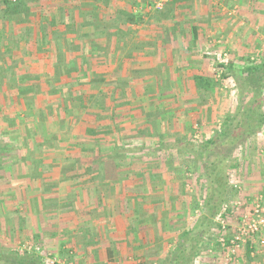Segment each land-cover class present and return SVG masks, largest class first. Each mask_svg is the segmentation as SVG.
Masks as SVG:
<instances>
[{"label": "crops", "instance_id": "1", "mask_svg": "<svg viewBox=\"0 0 264 264\" xmlns=\"http://www.w3.org/2000/svg\"><path fill=\"white\" fill-rule=\"evenodd\" d=\"M2 1L0 146H4L6 152L0 155V209L4 214L5 210H14L11 203L17 196L21 214L32 212L33 215L32 221H23V226L29 227L21 237L20 229L17 238L12 231H8L9 236L15 242L19 239L18 243L34 242L49 255H54L50 248L57 244L65 252L59 256H65L72 264H117L116 258L123 257L134 259L130 264H140L145 258L155 257L150 253L155 247L152 242H156L152 226H175L176 219H163V223V217H150V211L160 207L164 211H179L184 204H189L178 190L179 186L187 187L188 181L179 170L171 168V163L175 162L171 156L159 157L148 148L140 147V151L133 153L136 158L133 155L132 161L123 151H115L114 141L123 138L120 143L124 144L129 130L117 122L123 123L121 121L130 116L115 117V122L100 125L98 113L122 110V114H133L140 121H131L135 124L130 129L137 133L153 130L156 141L168 147L173 145L163 140L169 131L165 129L163 134V128L168 123L175 121L177 126L170 125V130L174 128L183 134L190 127L196 128L195 119L202 126L210 124L212 110L200 104L205 93L196 91L192 81L193 76L200 75L187 76L188 87L193 90L183 89L185 79H180L181 85L175 90L170 89L172 86L161 90L157 89L158 73L150 77L149 84L144 81L149 76L146 73L151 67L164 65L158 69L163 70L158 78L173 82L165 55L174 51L179 39H185L182 56L185 60L190 58L203 46L205 32L202 29H237L256 23L264 29V0H185L172 11L169 0L162 11L153 9L156 0H24L27 12L14 16L4 13ZM226 1L229 5L234 1L235 5L225 8ZM237 10L244 18L240 15V19H232ZM123 14L133 16V23H127ZM51 29L56 30L46 45L42 32L49 33ZM193 31L196 40L192 38ZM129 42L134 49L127 47ZM193 54L191 56L196 53ZM126 65L149 69L137 71L135 78L138 79L131 80L132 69H126ZM60 66L68 70L62 73ZM187 67L192 68L190 64ZM45 71H51L54 77L51 81L61 82L64 77L68 84L65 97L55 84L49 87L48 100H53L54 105L48 108L43 104ZM110 82H114V87L110 92L111 100H107L100 91ZM82 87H86L85 91ZM179 98L184 99L183 106L178 104ZM125 99L130 105L125 104ZM74 102L76 109L71 108ZM93 106L100 108L98 113H93ZM68 107L86 114L92 111L97 119L93 127L92 121L79 127L84 147L80 145L76 149L74 146V155L65 154L62 158L38 156L35 143L43 142L38 129L45 127L46 119H51L53 125L60 122V114H68ZM140 122L142 124L137 126ZM4 134L7 135L5 140L2 139ZM258 134L260 140L250 150L264 162V128ZM185 139L183 136L174 140L175 145ZM9 144L21 149V153H12L7 147ZM141 144L146 146L147 143H133V147ZM124 159L128 161L127 171L120 170V164L116 165V161ZM64 160L69 161L68 165L62 166ZM76 161L85 163L84 168L76 169ZM147 163L156 164L155 169L151 170ZM253 196L252 193L245 195V208L251 206ZM250 200L252 202L247 204ZM258 238L252 239L244 249L248 264L257 256L254 249ZM260 238H264V232ZM241 253L234 260L237 264ZM204 261L215 264L216 259L209 256Z\"/></svg>", "mask_w": 264, "mask_h": 264}, {"label": "rangeland", "instance_id": "2", "mask_svg": "<svg viewBox=\"0 0 264 264\" xmlns=\"http://www.w3.org/2000/svg\"><path fill=\"white\" fill-rule=\"evenodd\" d=\"M229 1V0H228ZM226 1L223 6L225 8H232L235 3L233 1L229 2ZM204 3V2H203ZM229 5V6H228ZM238 8L240 7L239 4H237ZM234 18H244V14L242 12H239L237 10V13L234 14ZM241 15V16H240ZM228 19V18H227ZM236 27V26H235ZM241 27V26H240ZM238 27L237 29H202V32H205L204 35V42L203 46H201L200 49H198L197 52H199V55H197L196 50L193 53H196L195 56L193 53L190 55V58L187 60L184 59L182 56V46H185L187 40H181L179 39L178 45L176 48H174V51L167 52V55H165L168 59V64L172 70V75L174 77V81L171 83H166L165 80H161L158 78V74L161 73L163 70H158L159 68H164V65L158 66V67H151V70L146 73L148 74V77H145L146 80L145 83H148L151 76H154L157 74V89L166 90L170 89L175 90L177 86L181 85L180 79L184 80V87L183 89L187 90L188 87V80L187 76H192L194 74L203 76L204 78H214L218 79L215 74V69L217 68L218 63H222V61L226 62L227 60H231L233 62V69L234 71H239L241 68L247 63V59L249 60H258L264 53V29L260 27L257 23L255 25H245L243 27ZM167 31V30H166ZM167 34V33H166ZM131 42V41H130ZM126 43L127 47H131L134 49L133 43ZM130 48V50H131ZM190 64V66L193 68L187 67ZM47 68V67H46ZM132 69L130 73V78H135V74L137 71H140L141 69H149V67H140V66H131L126 65V69ZM136 68V71H135ZM46 72V71H45ZM51 71H47L45 73L44 79H46L45 83L43 82V85L46 84V87L44 90V98H43V104L46 108L50 107V105H54L53 100H48V92L49 87H54L53 84H55L56 87H58V92L62 94L63 97L67 92L68 84L67 80H64L61 82H53L51 79L54 77L50 74ZM113 75V72H112ZM119 74H116L115 76H118ZM110 77V76H108ZM43 79V77H40V80ZM138 79V78H135ZM135 82V81H134ZM156 82V81H155ZM114 82H110L108 86L104 85V87L101 89L102 96H104L107 100H111L112 96H110V92H112V88L114 87ZM130 87L132 90L134 89L133 82H130ZM150 83V82H149ZM148 83V84H149ZM103 84V83H102ZM169 84V85H167ZM220 86H217L214 92L212 93H206L205 96L200 100V104L203 103L208 107L210 105L211 108V123L207 125L202 126V123L197 121L195 119L194 124H196L195 127H190L185 131V134L182 133V131H178L176 129L170 130L169 127L172 125L177 126V123L174 121L171 124H165L166 127L163 128V134L166 133V130L169 129L167 132V135L163 137V140L167 144H173L176 143L174 140H179L183 136H186L187 140L185 139L183 141H179L177 145L173 146L170 145L165 146L163 142H158L154 138L155 132L153 130L151 131H142L138 132L133 131L130 128L134 127V119L137 121V117L133 116V114L128 113H121L122 110H116L115 112L112 111V113H109V111H103L102 113H98L100 108H97V106H93V113H98V118L100 120V125L108 122L113 123L114 120H117L115 117H127L126 120H123L120 122H117L119 124H122V126H126V129H129L125 134V142L124 144H121L120 142L123 141V138L121 141H114L115 145L112 146L113 148L117 147L118 152H122V154L131 156V160L133 161V153H137V151H140V147L142 150L148 148L150 151L153 152V154L158 155L159 157H165V155L171 156L172 159H174L175 162L171 163V168L179 170V173L183 175V179L188 181V186L182 188L181 186H177L180 194L183 195L184 198L189 200V204H184L185 206L180 209L179 211L177 209H153L150 211L149 216L154 218H159V216L163 217L162 221L164 223L163 219H169L171 217H175V226L163 225H153V240H156V242H152V245L155 247L152 248V251L150 253H153L155 257L153 258H145L142 262L144 264H167L170 259L173 257V255L179 254V251H176V248L179 246L180 237L184 230L189 229L194 225V223L199 219L201 213V199L204 197L203 187L205 186V181L200 175L199 171V156L194 153V149L191 146L193 140H199L207 137L213 136L217 128L219 127L221 120L223 119V113L228 111L229 109H232L236 105L237 101V92L233 90L232 83L229 81L228 78L225 80H222ZM117 85V84H116ZM115 85V86H116ZM66 87V88H65ZM99 87V86H98ZM106 87V88H105ZM76 88V87H75ZM86 87H82V90L85 91ZM193 90L192 88H190ZM66 91V92H65ZM127 93L130 90L126 89ZM125 91V92H126ZM74 92V91H73ZM90 93H93V91H89ZM35 93V92H34ZM189 93V92H188ZM121 94V93H120ZM50 95V94H49ZM52 95V94H51ZM122 96V94H121ZM110 97V98H109ZM187 97V96H186ZM190 100V98L188 97ZM143 100V99H142ZM183 100L179 98L178 104L180 106H183ZM196 100V99H195ZM192 101V100H191ZM209 102L207 104L206 102ZM126 102L125 104L130 105L128 103L127 99L124 100ZM148 101L146 100V103ZM166 102V101H165ZM109 102L108 106L112 108V104ZM177 104V103H176ZM73 107L72 109H76V103H71ZM65 106V105H64ZM264 107V105H263ZM71 108L68 109V114H60L61 116L59 120L60 122H56L55 125L53 123L51 124V119H46L45 127H42L41 129H38L39 135L42 136L43 142L41 144L35 143V154L38 156L41 155V157L45 156L47 157L50 155H57V157L61 158L66 154H73V147L76 146V149L83 144L84 141L81 139L83 137L82 130L79 129V127L83 128V124L85 125L87 122H90L91 126H95L97 122H95L97 119L93 116L92 111L90 114H86L84 111H75ZM91 108V107H89ZM96 108V109H95ZM110 108L108 110H110ZM123 108V107H122ZM167 108V106H166ZM183 108V107H182ZM71 109V110H70ZM66 110V109H65ZM120 111V112H119ZM132 111V110H131ZM90 112V111H89ZM118 112V114H117ZM213 114V115H212ZM108 115V116H107ZM118 115V116H117ZM197 116V115H196ZM132 117V118H131ZM104 119V120H103ZM131 119V120H130ZM199 119V118H198ZM31 120V119H30ZM134 120V121H135ZM142 120V119H141ZM140 121V120H138ZM143 122V120H142ZM142 122L138 123L137 126H140ZM147 122V121H146ZM137 123V122H136ZM171 125V126H170ZM199 125V127H198ZM194 126V125H193ZM152 129V128H151ZM166 129V130H165ZM3 133V132H1ZM136 134V135H135ZM154 134V135H153ZM7 135H2V139L5 140ZM141 138V140H139ZM50 139V140H49ZM58 139V140H57ZM138 139V141H135ZM133 140V141H132ZM260 138H258L257 135L252 136L244 143V145L239 146L235 152L234 156L231 155L230 158L234 160L227 159L226 162H224V166L228 167L230 165L235 164V168L231 170L229 173V180L227 181L225 190H221V197L224 199L223 201H220V204L218 207L223 204L225 201L227 205H230L232 202H238L246 200L245 195H248L252 193L253 198H256L258 196L264 197V162L261 159V157L257 156L254 152H252V145H255L258 143ZM135 141V142H134ZM145 141L146 146H134L133 143L139 144ZM133 142V143H132ZM119 143L117 146L116 144ZM161 144V145H160ZM145 145V144H144ZM10 150H13L12 153L17 154L21 153V149H18L17 146H7ZM251 149V150H250ZM112 150V149H111ZM250 150V151H249ZM249 152V153H248ZM74 155V154H73ZM136 155H134V158ZM129 160V158H127ZM127 159L116 161L119 165V168L122 167L120 170L127 171L129 168L127 167ZM160 159V158H159ZM75 159H73L74 161ZM72 161V163H73ZM121 161V162H120ZM234 161V162H233ZM69 161L66 162L65 160L62 162V166L68 165ZM75 163V162H74ZM85 163H81L80 161H76L75 168L82 169L84 168ZM145 164V163H144ZM148 166L152 167L151 170H154L156 167V164L147 163ZM109 167V166H108ZM165 167V166H164ZM109 169V168H108ZM235 187H238L234 189ZM33 194V192H32ZM35 195V194H34ZM152 197H155V193L152 194ZM251 197V196H250ZM18 198L17 196L14 197L13 202L11 204L14 205V210H5L4 212L0 209V249L4 251H21L23 246L25 244H34V242H27V243H18L17 240L13 239V237L9 236L8 231H12L13 234H15V237L18 236L16 233L19 230V237L22 236L23 233H25V230L29 227L23 226L24 223H28L29 220L32 221L31 217H33L32 212L31 213H24L21 214L22 210L20 205L18 204ZM252 201L248 202L247 204H250ZM246 203V202H245ZM250 206V205H249ZM245 207H247L245 205ZM127 208H129L127 204ZM249 208V207H248ZM218 209V208H216ZM129 213L128 217L129 219L133 216ZM34 219V218H33ZM132 219V218H131ZM128 220V219H127ZM186 220V223H185ZM171 221V220H170ZM234 221V219H233ZM156 222V220H155ZM216 224L218 223L215 221ZM232 225L229 223V226L227 227V233L228 235L232 232ZM12 226V230L10 228ZM23 228V230H22ZM215 229V227H214ZM213 229V230H214ZM212 232H208L206 237L204 236L201 241H199L197 244L195 243L192 247V253L189 251L190 254L197 253V256L193 258L192 260H189L187 264H213L214 262H206L204 260L207 259V257H213L216 259L215 264H223V257L224 253L218 245L215 244L214 240L210 237L213 235ZM17 238V237H16ZM259 242L255 245V253L256 257L254 258V261H252L251 264H264V241H261L260 238ZM196 245V246H195ZM52 251H54V255H50L52 257L57 258L60 261V264H72L65 256L60 257L59 254L63 255L62 250L60 249L59 245L53 244L50 248ZM194 249V250H193ZM245 247L241 249L238 253H241L242 258L240 259L239 264H248L247 260H245ZM67 251V249H66ZM147 251V250H146ZM68 253V252H67ZM216 253H219L217 255ZM237 253V254H238ZM187 254V253H186ZM185 254V256H186ZM232 257V260L228 262V264H237L234 262L236 259V256ZM133 257V255H126ZM240 258V257H239ZM131 260L134 259H127L125 257L123 258H116L117 264H130ZM76 262V261H75ZM74 263V262H73ZM77 263V262H76ZM75 264V263H74ZM78 264V263H77ZM250 264V263H249Z\"/></svg>", "mask_w": 264, "mask_h": 264}, {"label": "trees", "instance_id": "3", "mask_svg": "<svg viewBox=\"0 0 264 264\" xmlns=\"http://www.w3.org/2000/svg\"><path fill=\"white\" fill-rule=\"evenodd\" d=\"M183 1L185 0H169L170 11ZM2 4L4 13L8 16L25 14L28 10L24 0H4ZM124 17H126L127 23H133V16L125 14ZM55 30L51 29L49 33L42 32L45 44L49 43V38ZM192 38L196 40L195 31H193ZM247 60V63L239 71H234L231 60L218 63L215 69L218 79H209L203 76H193L192 78L195 90L198 92L201 90L205 94L214 92L216 87L221 85V81L228 78L232 83L233 90L237 92V101L232 109L223 113L224 117L213 136L192 141L193 151L199 156L197 161H200L198 162L200 175L205 181V186L202 189L204 197L201 199L202 214L192 227L181 234L179 246L176 248L179 254L178 256L173 255L167 264H187L189 260L195 258L197 253L194 251V254L189 256V251L192 253V246L201 241L204 236L206 237L209 231H213L214 234L210 237L219 246L216 240L221 230L215 219L219 208L226 203L224 201L218 207L220 201L224 200L220 195V189L225 190L229 173L236 167L235 164L225 167L224 162L231 155L234 156V152L239 146L244 145L252 136L256 134L258 136V133L264 128V53L258 60ZM60 68L62 73L65 72V66H60ZM206 103L209 104L208 101ZM209 110L211 111V109ZM5 152L6 148L0 146V155ZM230 160L234 159L230 158ZM221 219L228 221L230 216L222 215ZM36 246L43 252V256L48 254L38 244ZM43 256L35 252L4 251L1 249L0 264H44Z\"/></svg>", "mask_w": 264, "mask_h": 264}, {"label": "built area", "instance_id": "4", "mask_svg": "<svg viewBox=\"0 0 264 264\" xmlns=\"http://www.w3.org/2000/svg\"><path fill=\"white\" fill-rule=\"evenodd\" d=\"M167 0H156L153 9L156 11L162 10ZM238 187L234 186V189ZM222 215L230 216V220L226 221L221 219ZM234 219V221H233ZM220 225L221 233L216 242L221 247L224 257L223 264H228L241 249L246 247V244L252 239L259 237L264 232V199L258 196L252 202L249 208H245L243 201H236L230 205L223 204L218 211L215 219ZM232 225V232L230 235L227 233V227ZM264 241V238H260ZM21 251L35 252L42 255L40 248L34 244H25ZM44 264H60V261L46 254L43 256Z\"/></svg>", "mask_w": 264, "mask_h": 264}]
</instances>
